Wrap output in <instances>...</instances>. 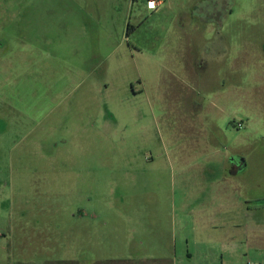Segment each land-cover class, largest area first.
Wrapping results in <instances>:
<instances>
[{
	"label": "rangeland",
	"instance_id": "374dc122",
	"mask_svg": "<svg viewBox=\"0 0 264 264\" xmlns=\"http://www.w3.org/2000/svg\"><path fill=\"white\" fill-rule=\"evenodd\" d=\"M202 123L256 155L261 234L264 0H0V252L188 264L187 190L221 169Z\"/></svg>",
	"mask_w": 264,
	"mask_h": 264
},
{
	"label": "crops",
	"instance_id": "0c3cea01",
	"mask_svg": "<svg viewBox=\"0 0 264 264\" xmlns=\"http://www.w3.org/2000/svg\"><path fill=\"white\" fill-rule=\"evenodd\" d=\"M207 45H203L205 51H207ZM223 56V52H216V58L221 59ZM201 64L200 69H203V72L204 70H210L207 61L202 60ZM186 76L192 77L190 72ZM218 77L225 78L227 76L223 74L222 76L218 75ZM228 77L231 76L228 75ZM207 78L204 84L208 85ZM234 82L236 83L235 79ZM239 82L240 80L237 81L239 89L235 86L237 93L241 91ZM199 125L205 131V136L209 135L208 139L202 142V146H207L208 142L210 146L216 145L214 150L218 151L220 155L214 160H218L221 169L208 165L206 169L209 173L207 174V171H204L199 175L202 180L201 186L198 188L190 187L187 190L188 197L186 200L191 204L190 213L193 223L201 229L200 233L195 232L191 237L185 238L186 250L183 256L188 260V264H233V261L236 264H253L252 259L255 261L254 264H264V230L259 234L257 216L252 212L251 207L252 195H256L259 186L255 171L256 166L253 165L256 162V155H252L250 152L243 153L241 144L236 150L233 149V156L223 153L228 143L225 140L222 142L219 138L216 140L213 137V131L210 130L215 129L214 127H209L203 123ZM234 129L232 127L230 130L235 131ZM205 154H207L206 150H204L201 158ZM203 158L208 160L207 156ZM195 161L198 162V159ZM229 213H234L235 217L241 218L243 216L244 225L240 222V224H235L232 220H227ZM230 223L233 227L238 228H236V233H234L235 229H231L232 232L230 233L226 232V226L229 227ZM3 238L4 235L0 233V242ZM190 243H192L193 248ZM259 249H263L262 252H259ZM257 251L259 256L255 255ZM179 257L176 246L172 256L155 254L147 256V258L144 257L145 259L140 261H143L141 263L144 264H177ZM15 258V253H12V251L0 252V264H18ZM111 260L130 259L97 261L92 257L90 260L79 258L75 261L79 264H96Z\"/></svg>",
	"mask_w": 264,
	"mask_h": 264
},
{
	"label": "trees",
	"instance_id": "16d2710c",
	"mask_svg": "<svg viewBox=\"0 0 264 264\" xmlns=\"http://www.w3.org/2000/svg\"><path fill=\"white\" fill-rule=\"evenodd\" d=\"M129 262L128 260H111L108 262H98L96 264H126ZM46 264H79L76 261L70 262V261H50L47 262Z\"/></svg>",
	"mask_w": 264,
	"mask_h": 264
},
{
	"label": "built area",
	"instance_id": "2783aa9c",
	"mask_svg": "<svg viewBox=\"0 0 264 264\" xmlns=\"http://www.w3.org/2000/svg\"><path fill=\"white\" fill-rule=\"evenodd\" d=\"M162 0H148V6L154 9L157 5L161 4ZM252 264V263H247Z\"/></svg>",
	"mask_w": 264,
	"mask_h": 264
}]
</instances>
